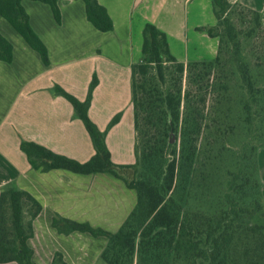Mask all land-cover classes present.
<instances>
[{
  "label": "trees",
  "instance_id": "16d2710c",
  "mask_svg": "<svg viewBox=\"0 0 264 264\" xmlns=\"http://www.w3.org/2000/svg\"><path fill=\"white\" fill-rule=\"evenodd\" d=\"M32 1L48 5L60 24L58 0ZM81 1L96 30H113L104 7L96 0ZM21 2L0 0V18L49 66L47 49ZM211 4L215 25L197 30L218 39L212 60L177 62L164 33L149 23L143 28L140 60L130 67L133 164H114L105 144L106 132L120 115L104 131L88 117L98 84L94 74L83 101L58 85L51 89L82 122L94 150L89 160L80 163L20 141L34 170L109 174L136 193L134 208L114 233L58 214L51 218L59 234L105 237L99 256L105 264H264V195L257 164L258 151L264 149V26L259 12L239 3ZM0 61H12V46L1 34ZM208 92H216L221 103L215 115L205 109ZM40 210L14 182L0 187V264H34L27 240ZM51 264L65 262L55 253Z\"/></svg>",
  "mask_w": 264,
  "mask_h": 264
},
{
  "label": "crops",
  "instance_id": "0c3cea01",
  "mask_svg": "<svg viewBox=\"0 0 264 264\" xmlns=\"http://www.w3.org/2000/svg\"><path fill=\"white\" fill-rule=\"evenodd\" d=\"M96 1L112 20L110 32H100L86 20L81 0H58L60 24L48 5L22 0L31 29L47 49L49 66L0 18V34L12 46L11 63L0 61V187L14 182L41 206L27 240L34 264H51L55 253L61 254L65 264H105L99 258L105 237L59 234L51 226L52 216L114 233L136 204V193L109 174L41 172L30 167L19 149L21 140L80 163L94 154L72 106L52 95V87L58 85L83 101L96 75L88 117L104 131L120 115L106 132L105 144L114 164L129 165L135 162L130 67L140 60L144 26L152 24L164 33L177 62L208 61L217 53L218 39L197 30L216 23L211 0ZM228 1L259 12L264 26V0ZM257 164L264 194V149L258 151Z\"/></svg>",
  "mask_w": 264,
  "mask_h": 264
},
{
  "label": "rangeland",
  "instance_id": "374dc122",
  "mask_svg": "<svg viewBox=\"0 0 264 264\" xmlns=\"http://www.w3.org/2000/svg\"><path fill=\"white\" fill-rule=\"evenodd\" d=\"M261 19H262V16H261ZM254 43H255V47H257V45L259 44V40L255 39ZM214 74L216 75V72ZM184 85H185V74L183 75L182 88H184ZM217 99L218 97L216 96V92L214 93L208 92L206 95L205 109L214 115H215V108L218 111V108L221 105L220 101L217 102ZM170 139H172L170 143L173 144L175 142V137L171 136ZM232 145H235V144H232ZM233 149H236V147H234Z\"/></svg>",
  "mask_w": 264,
  "mask_h": 264
},
{
  "label": "water",
  "instance_id": "95a60500",
  "mask_svg": "<svg viewBox=\"0 0 264 264\" xmlns=\"http://www.w3.org/2000/svg\"><path fill=\"white\" fill-rule=\"evenodd\" d=\"M172 139H170V141H171Z\"/></svg>",
  "mask_w": 264,
  "mask_h": 264
}]
</instances>
